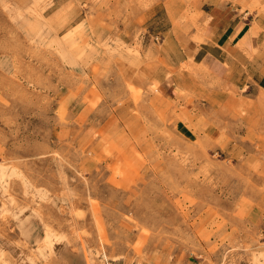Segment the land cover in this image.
I'll return each mask as SVG.
<instances>
[{
  "label": "rangeland",
  "instance_id": "1",
  "mask_svg": "<svg viewBox=\"0 0 264 264\" xmlns=\"http://www.w3.org/2000/svg\"><path fill=\"white\" fill-rule=\"evenodd\" d=\"M202 1L0 0V264H264V91L186 61Z\"/></svg>",
  "mask_w": 264,
  "mask_h": 264
},
{
  "label": "crops",
  "instance_id": "2",
  "mask_svg": "<svg viewBox=\"0 0 264 264\" xmlns=\"http://www.w3.org/2000/svg\"><path fill=\"white\" fill-rule=\"evenodd\" d=\"M260 6L264 0H260ZM252 0H203V33L185 42L186 61L201 66L235 89L264 91V12ZM201 38L202 40H199Z\"/></svg>",
  "mask_w": 264,
  "mask_h": 264
}]
</instances>
